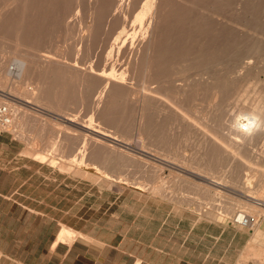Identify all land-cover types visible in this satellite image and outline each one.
Instances as JSON below:
<instances>
[{
	"label": "bare ground",
	"instance_id": "bare-ground-1",
	"mask_svg": "<svg viewBox=\"0 0 264 264\" xmlns=\"http://www.w3.org/2000/svg\"><path fill=\"white\" fill-rule=\"evenodd\" d=\"M13 1L14 0H6L3 6L2 4L0 6L1 9L6 8V7L7 8L12 7V6L13 8L16 9V10L14 9L15 11L5 10V12L4 11L0 12V86L2 87L0 88V101L7 102L10 104V106L13 109L15 108L14 118L12 120V125H11V126H14V128L19 126V128L17 129L21 131V130H25L23 128H25L26 124L29 126L31 124V126L36 125V127H34L35 129L27 127L26 130L30 128L31 131H33V135H36L37 132H39V131H36V128H38L39 130V125L37 126V124H41L40 123L41 121L38 120V116H36L34 112H31V111L29 112L28 109H26L29 107L31 103L34 105H38V106L43 105L42 107H45V108H53V109L55 108L57 110L62 111L64 113L62 114V116L68 118L70 120L68 122L70 123H73V122L80 123L81 122L80 120H79L80 122L77 121L76 114L73 115V113L77 111L75 110V108H73V113H70V110L68 111L67 109H64L63 107L70 106L72 104H74L76 107H79L80 105H82L83 106V107L81 106L83 108L82 111L84 112L86 110V109L84 110V106H85L89 113L86 111L84 113L88 114L89 120L87 121L88 125L80 123L81 129L84 130L81 132H89L90 134L92 133V136L94 137L93 138L91 137V139L87 137L89 138L88 140H90L88 141L86 140V137L82 136L83 134H81V136L78 134V137L80 136V139L78 138L77 140L78 146H76V140H72L68 135H65L66 137H64L65 139L64 145L60 147V145L57 144V146L62 148L63 151L67 149H70V150L72 149L71 151H76L77 158H74L73 160H81V164L84 163L83 165H85L86 171H90V173H93V172L95 173V170L98 169V165H99V166H103L105 170L108 168L109 171L113 170L112 171L113 173L114 171L115 173L117 172L115 176L117 178H120L119 177L120 175H118L119 173L122 175V171H125L124 169H126V171L130 170V169L129 170L127 169L132 164L129 162L131 161L132 158H134V156L133 157L130 156V158L128 157L130 160H127V157L125 155H128L126 154L128 152H123L121 149H117L116 147H113V145H108V144L106 145L105 142L112 141L111 138H115L114 135H111L112 133L114 134V132H112L111 134H108L107 132H104V130H102L101 128L97 129L98 125H95L97 127L94 128L93 121L100 119L109 124L114 123L115 127L121 126L122 121L125 122V120L128 119L126 118L128 116L126 114L128 112L127 108H129V105H132L133 107L132 111H134V113L136 114V123H137L136 132L131 135L132 132L128 133L127 129L125 132V129L123 128V126L121 128L122 130L119 127L117 128L119 129L117 131L118 134L120 130L122 132L119 135L118 134L117 135L120 136L122 139H125L128 141L125 142L122 139H116V140H113V142H115L118 145L124 146L126 148H132L130 146L132 139H135L138 143H140V147L138 146L139 147L138 149H140L139 151H141L145 157H143V159L137 157V158H134L137 160L132 159V161L135 162L137 166H140V167H137L140 169L139 172L141 171L142 173L146 174V177L150 175L155 176V177L152 179V183L149 182L150 186L148 185L149 183L147 184V181L143 183V181L141 182L138 180L140 183H135L136 181L135 180L134 183H135V186L136 184L139 186H142L144 188L143 191H145V189L147 188H150L153 192L151 190H148L149 193L151 191L152 193H157V195L158 193H160L161 195L164 194L165 193L164 190H166V188L168 189L169 187L167 186H170V185L166 186L165 179L163 178L159 179L158 177H156V175L159 174V171L156 170L158 171V173L156 174V171H154L156 168L155 169L153 168L154 172H151L152 170L150 171L148 167L149 165H151V167H154V166L156 167L157 164L160 162L162 163L161 165L163 166L165 165L166 167L168 166L172 174H173V171L175 172V170H178V172L181 171L182 172L181 174L185 175V177H183L184 181L183 180L181 181L180 178L177 180H180V182L181 183L183 182V184L184 183L187 185L192 184L194 187L195 185L200 186V187L203 186L202 190L206 191V194H207L206 196H208L211 189L209 188L210 189L209 190L207 186L204 187V182H207L213 185V187L215 188H220V187L228 188L230 186L224 184L223 182V176L227 175L230 177L231 183L235 185H240V183L238 182L240 172H244L246 169L248 170L249 168L253 169V166H254L253 163L259 164L253 161L254 155L251 158L249 154L250 152L253 153L256 144L264 143V91H258L260 87H262L260 86V84H259V89L257 90L258 93L255 94L254 97L252 95L254 91L256 92V90L252 91L253 92L251 94L252 99H251V96H249L250 98L248 97L250 93L246 95L247 90H248L247 88L249 87L245 88L246 90L243 89V91L241 90L238 91V92L246 91V93H242V95L245 94L247 98L249 99V101H247L249 102L248 104L249 111L245 112L241 116V118L240 116L238 118L231 117L232 119L229 118L231 119L230 121H227V122L224 121L225 127H221V129L222 131L226 129V131L224 132V134H226L225 136H222L223 134L220 135L219 133H217V131L214 128H210L211 125L209 123L210 121H212L211 123L215 124L214 119L218 118L217 115H219V119H222L220 117L221 113L219 112V110L220 111L222 110L221 106L226 103L225 101L227 100L230 101V98L227 99V96L229 97L230 95H227V94L229 93L234 96H236L237 94L236 91L234 90V87H233V90L235 92L232 89H229L230 92L226 93L227 88L230 86L229 85L230 82L228 83L226 81L227 79H224L222 77L224 76V74L221 76V67L225 69V66L228 64L227 63L221 66L222 65L221 58L225 56L224 54H227V55L230 54L231 56V52H232L231 50L232 48H234L232 46L230 50L231 52L227 53V51L229 52L228 46L230 45V42H228L225 35L221 33V22H222L221 17H224V16H221L222 14L221 12L223 9L222 7L225 4H227L228 0H87V3H85L86 10L82 8L83 6H85L84 4L82 5L83 0H19L18 4H17V1H14V3L16 2L15 4L16 7H14V5H11ZM85 1H83V3ZM263 1L264 0H240L239 5L245 11V9H247L248 7H251V9H253V8H256V6H260V4H262ZM71 4H73V8L71 12L69 11L66 12L67 10L65 9L68 8ZM262 5H263V8H260L261 10L264 9V3ZM231 7H233V5ZM81 8L85 10V15H83L84 13L82 14L84 10L82 12H79L81 13L80 15H83L84 17V19H82V16H81L82 20L78 18L79 15L78 17H75L77 14H79L78 11ZM26 9L28 10L26 11ZM68 9H71V8L69 7ZM130 9H132L131 10L132 14L130 13L131 17L133 15L132 22L134 23L136 28H142V29L141 30L139 29L138 31L140 35H138V32H137V34L132 37L130 44L123 46V44H120L119 31L114 37H112V39H110L111 38L110 36L112 35V32H114V28H116V30L117 28H126L125 26L126 18H124V16L127 14L128 11H130ZM251 9H250V12H251ZM235 10L234 12L237 13L241 9H239L238 11H235ZM136 12H139V14ZM245 12L247 13V11ZM253 13L254 12H252V14ZM258 13L261 14L260 10ZM258 13H256L254 16H256ZM145 14H146V19H143V16ZM229 14H232V13H229ZM252 14L250 13L249 16ZM72 17H75V20L76 19L77 20L80 19V20L78 21L74 20L75 22H73ZM232 17L231 18L228 17L227 22L229 21L228 19L229 18L232 19ZM239 17L241 18V15ZM239 17L237 21L240 20ZM247 17H248V14H247ZM183 18H186L187 26L183 24L185 23L183 21ZM255 18L256 17H254V19L252 18L251 19L254 21L256 20ZM223 19L224 18H222V20ZM70 23L72 25L76 24L79 27H76L75 29L67 28L65 30V28L69 26H64L62 28L64 29V32H66V35L64 36H66L67 38H73L76 36L75 37L76 39L78 37V42H80L79 44L82 46H78V45L77 46L81 48L82 50L81 52L78 51V49L80 48L75 49V47L71 46L70 44L69 45L71 47H68V45L65 44L67 47L61 48L60 47L61 43H60V46L55 44L57 48H56V51L54 52L47 51L46 49L43 48L46 42H48L46 39V35L48 34L46 33L51 32L55 28H59L58 26H60L61 24L69 25ZM168 23H175L176 27L171 28L170 27L171 24L168 26ZM245 25H250V24H248L247 22V24H244V26ZM107 26H109L110 29L108 28L106 31L108 34L107 33L104 34L102 30L103 28H106ZM252 26H257V25L252 24ZM258 26H257V29H258ZM263 27H264V19L262 23V29ZM243 28L247 30L249 26L247 28L246 27H243ZM234 29L235 28H233L232 30ZM251 29H254V28L252 27ZM251 29L250 31H254ZM246 30H243L244 31L243 34L245 33V36L248 35L247 34L248 31L247 33L245 32ZM259 30H261L260 26H259ZM56 31H58V29L57 30L55 29V32ZM101 31L105 35L104 36L103 34H101L103 37V42L105 43L102 45L103 46L105 45V47L103 48L104 50L101 53L102 47L100 45L101 50L99 49L98 50H99V55L100 53L101 55L97 58L95 57L94 59L92 58L93 56L92 53H94L93 50L96 48L95 46L97 45L95 43L96 39L98 37L99 39H101L100 36H98V34H100ZM228 31L230 30L228 29ZM240 31L242 33V30ZM237 32L238 31H236V34ZM262 32H264V30ZM260 33L261 32H259V34ZM259 34H256V36L253 37V40L254 38L257 37V35L259 37ZM56 35H58L57 32H56ZM49 36H50V33H49ZM248 36L247 38H249ZM57 38L58 37H56V41H57ZM59 38L61 37L59 36ZM67 38H64V39H67ZM229 38L230 37H228V39ZM245 38L243 39L245 40ZM250 38L249 40H251ZM259 39H256V41L261 43ZM239 40L236 41L235 44L239 42ZM73 41L76 42L74 38H73ZM57 42H59V39ZM51 43H49V45ZM65 43L68 44L70 42H68V39H67V42ZM241 43H239V45ZM243 43L241 47L245 49L246 47L243 45ZM94 44L96 45L94 46ZM255 44L256 43H254L253 45L255 46ZM247 45L252 47V45H249V44ZM236 46H238V44L235 45V47ZM255 47H257V45ZM259 47L262 48L263 46L262 47L259 46ZM242 48H240V50ZM75 50L81 53L80 60L75 55ZM261 50L264 51L263 49H260V52ZM94 51H96V49ZM235 51L232 54H234ZM241 51L239 52L241 53ZM120 52L122 55V60L113 61L111 57L113 55L117 56ZM248 52L253 53L250 51L244 52L246 56H247L246 53ZM244 53L242 54L243 57L245 56ZM260 54L264 55L263 53H260ZM237 56L239 57V55ZM253 56L255 55L253 54ZM91 58L93 60H91ZM101 59H104V62H102ZM228 59L226 60L227 62H228ZM258 60L260 59L258 58ZM222 63H225V62H222ZM228 66H226V68ZM230 67L231 66L228 67V71L231 70ZM223 68H222V71L224 70ZM234 68H236V66ZM224 72L227 73L226 70ZM226 73H225V77L227 75ZM231 75L232 74H230V76ZM249 76L250 75H248L247 77ZM136 77H138L137 79L140 78L141 80L139 87L137 88H135L136 86L134 87L131 84L132 83L131 80L134 78L136 79ZM12 78L23 79V81H26L25 79H28V80L30 79L29 82L33 80L34 83L32 87H30L31 85L28 86L29 88L27 86L26 88L25 85H23L24 87H20L17 85L16 87H14L13 91H10L6 89V86L8 82L11 81ZM234 82H232V85L234 84ZM237 82L238 81H236L235 83ZM27 84L29 85L32 83L27 82ZM234 86H237V84H234ZM236 88L237 87H235V89ZM231 90L233 91V93H236V94H233ZM19 93L22 94L24 97L19 98L16 95ZM205 93L210 94V95L206 94L209 97H207L206 95H205L206 97L203 96ZM224 93H226L227 96L224 97L223 96ZM240 93H238L239 96L241 95ZM221 95L223 96V98L227 100L224 101ZM245 95L244 97L246 98ZM203 97L207 100H204ZM201 99H203V103L207 102L205 104L208 105L207 108H210L209 111H206L207 108H205L206 105L204 104L203 105L205 106L204 107L205 110H202L203 108L199 110L200 108H198L199 107L198 105L201 102L200 101ZM231 99L233 100L232 97ZM241 99L239 98V100ZM250 99L252 100V102H250L251 101ZM221 100L224 101V104L221 103ZM241 101H243V99ZM226 104L228 105V103ZM201 105H202V102L200 103V106ZM219 105H220V109H218ZM246 105L247 104H245V106ZM79 108L77 109L79 110ZM68 109H72V108H68ZM217 113H220V114H217ZM84 116L86 117L87 115H84ZM77 117L79 118V116ZM124 118L126 119L124 120ZM219 119H216V120L218 121ZM84 120L85 119H83L82 122H84ZM173 121L178 123V124H175V126H173L174 131L175 129H178V128L180 129L181 126L184 125L185 122H186L185 124L188 125L186 127L184 126L182 127L183 135L179 134V137L180 135H182L185 138L189 137V139L192 136L198 138V143L194 142V144H192L193 142L191 140H186V141H189L188 146H189L190 141L193 146L195 144L199 145V148L196 145V147L199 150H197L196 147H194L196 149H194L193 147H191L192 149L189 148L192 151L193 149L194 151H196L195 152L196 154L193 152L194 157L191 155L192 151L191 153L188 152V154L190 155H187L185 152L182 151L180 147L183 144L182 145L180 144L181 146L179 148L177 149L175 148V147H178L179 144L177 146L174 143L177 144L179 139L177 140L174 139L175 141L172 140V142L174 141L172 145L177 151H174L173 150L174 148L173 149L169 148L170 146L165 147V145L167 144L171 145V142L169 143L168 141L165 140V137L167 136L169 137L171 135H168L167 133V136H166L165 131L168 132L167 130L168 126L166 128V126H164V123L168 124V122L171 123ZM228 122L229 124H226ZM45 123L46 125H52V120H46ZM170 123L168 125L171 128L172 126H170ZM179 123L180 124L183 123V124L178 127ZM173 124L171 123V125ZM243 125L245 126L243 127ZM40 127L42 128L43 126H40ZM41 128H40V131H41ZM171 130L173 129L171 128L169 130V133L171 132L174 133V131H171ZM42 131L44 132L43 129ZM42 131H41V134H42ZM117 132L115 131V133ZM177 132H180V131H177ZM61 134H63V132ZM85 135L87 134L85 133ZM175 137L176 136L174 135V138ZM169 138L173 139V137H169ZM193 138L192 140H194ZM64 139H61V140L64 141ZM48 140L49 141L47 145L52 146V140L50 138H48ZM180 141H181V138H180ZM180 141L178 143H180ZM183 143L185 144V141ZM182 148L183 150L186 149L184 145L182 146ZM186 150H188V147ZM262 151L264 152V147ZM37 156L43 157V155L39 153H37ZM149 159H151L152 161L156 160L158 162L156 163V165H153L154 163L152 162L150 163ZM128 164L130 165L127 166ZM65 165H67L66 162H65ZM133 168L131 169L133 170ZM160 169L161 167L159 168V170ZM136 171H138V169ZM148 171L151 173H155L156 175L151 174V173L148 174ZM216 172L217 173L221 172V175L220 174L217 175ZM125 173L123 172L124 176H125ZM111 174L109 176L113 175ZM211 174L214 175L215 177L211 176ZM189 176L196 178L197 181L194 179H191ZM210 176L213 178H211ZM143 177L142 179L144 180V178L146 177L144 178ZM229 177H226V178L229 179ZM124 179L126 178L124 177ZM148 179L150 180L149 177H147L145 180H148ZM171 180L173 179L171 178ZM111 182H115V181L112 180ZM172 182L173 181H171V183L169 182L168 183L172 185ZM173 183H174L173 186H175V182ZM181 183L180 184L176 183L177 184L176 188H178L179 185L180 187H183ZM200 187H197V188H200ZM206 187L209 193H207V190L204 189ZM170 188H172V186H170ZM173 188H172L173 190L172 192L176 193L177 189L175 187ZM174 190L176 192H174ZM260 191H259V194L261 193L260 195H262L263 194L262 192L264 190L262 192ZM173 193L169 194L170 196H167V195L166 196L172 199ZM181 195H182V192H181ZM211 196L213 195H210L209 201L211 198L212 200L214 198ZM175 197L173 196V199ZM216 198L218 199V197ZM176 200H174V202ZM187 200H193V199H187ZM181 202L186 203L184 202V200ZM188 203L189 201H187V204ZM228 203L229 202H227V206L229 208L228 207H224V208L231 209L229 210V212L230 214L233 215L234 219L235 218L240 219L242 218V216L245 215L243 209L239 210L238 208H233V207L230 208ZM241 203H244V202L241 201ZM246 203H251V205L254 207L256 212L258 211L264 214V200H262V204H256L255 202H246ZM224 206H226V204ZM212 208L209 210L206 209L205 213L211 216L219 215V212H217L218 209L216 210V207L215 208L212 207ZM226 209H225V212L228 211ZM222 213H224V210ZM222 213H221V216H224V214ZM256 223L257 222L255 221L250 226L253 225L254 227ZM250 226H247V227H250ZM260 228L255 229L257 231L256 237L257 235L261 236V234L262 235L264 234L263 233L264 231H262L263 229H260ZM73 232H74L73 230L63 226V228L61 229V231L59 232L57 236V240L58 241L65 240L68 236L73 235ZM259 253L262 254L261 252Z\"/></svg>",
	"mask_w": 264,
	"mask_h": 264
},
{
	"label": "rangeland",
	"instance_id": "rangeland-1",
	"mask_svg": "<svg viewBox=\"0 0 264 264\" xmlns=\"http://www.w3.org/2000/svg\"><path fill=\"white\" fill-rule=\"evenodd\" d=\"M5 1L6 0H0V6H1V4L3 6ZM14 1H17V4L19 3V0H14ZM14 1L11 5H14V7H16V5H15L16 2L14 3ZM83 1H85V0H83ZM83 1H82V5L84 4L85 6H83L82 8L85 9V7H86L85 3H87V0L84 3H83ZM229 1L230 0L227 1L228 6H227V4H225L222 7L223 9L221 8L222 9L221 16H224V17H221V21H222L221 22V33L224 34L226 39L228 40V42H230V45L228 43L229 52L227 51V53H230L231 51L232 52H231V56H230V54L229 55L224 54L225 56L227 55L226 57L223 55L225 58L222 56L224 59L221 58V64H222L221 66L228 63L226 66H228V65L231 66L230 67L231 70L228 71L229 66L227 68L225 66V69L223 67H221V76L224 74V76H222V77L224 79H227L226 81L228 83L230 82V84H229L230 88L229 87L227 88L226 93L230 92L229 89L233 90V87H234V90L236 91L237 94L233 93L234 90L233 91L231 90V91L233 94H236V96L231 95L229 93L227 94L233 98V100H232L230 96L228 97L226 95V93H224L223 96L224 97L227 96V99L230 98V101L223 98V96L221 95L223 100L224 101L227 100L225 102L228 103V105L226 103L224 104V101L221 100V103L224 104V105L220 104V105H222L221 106L222 110L221 111L219 110V112L221 113L220 117L222 119H219V115H217L218 118H216V119H219L218 120L219 123L216 119H214L215 124L211 123L212 121H210V122L208 121L211 125L210 128H214L217 131V133H219L220 135L223 134L222 136L226 135V134H224L226 129L224 131H222V129H221V127H225L224 121L227 122V121H230L232 118H236V117L238 118L239 116L241 118V116L245 112L249 111V107H248L249 102H247V101H249V99L247 98L246 95H248V93H250V95H248V97H249L253 93L252 91L256 90V92L254 91V93L252 95L254 97L255 94L258 93V91H264V78H263L264 77V55L260 54V53L264 54V51L261 50V52H260V49L264 50V36H263L264 32H262L264 30V27L262 29V23H263V19H264V17H263L264 16V12H263L264 9H262L263 11L260 9V8H263L262 4L264 3V1L262 2V4H260V6H256V8L252 7L253 9H251V7H248L247 9H245V11H247V13L239 5L240 0H235V1L231 0L230 2ZM236 3L241 8L238 7L236 5ZM232 5H233V7H231ZM69 7L71 9H68ZM69 7L65 9V10H67L66 12H68V11L71 12V10L73 8V4H71ZM12 8H13V6L8 7V8L7 7L2 8L3 9L2 10L0 7V10H1L0 12H3V11L5 12V10H8V11H15L16 10L15 8H13V9ZM81 9H79L78 13L82 12L84 10V9H82V10ZM228 9H230L231 11ZM239 9H241V10H239ZM250 9H251V12H250ZM27 10L28 9H26V11ZM85 10H84V12H82V14L84 13L83 15H85ZM131 10L132 9H130V11H128L127 14L124 16V18H126V23H125L126 28H117V30H116V28H114V32H112V35L110 34L111 35L110 39H112V37H114L119 31L120 44H123V46L130 44L132 37L137 34L139 29L140 30L142 29V28H136L134 23L132 22L133 15L131 17V15H130V13L132 14ZM227 10L230 12H228ZM234 10L235 11L239 10L237 12L238 14L236 12H234ZM255 10H256V12H255ZM259 10H260L261 14L258 13ZM241 11H242V13L244 11V13L242 14ZM227 12H228V14H227ZM252 12H254V13L252 14ZM136 13L139 14V12H136ZM229 13H232V14H229ZM239 13L241 15V18L239 17L240 16ZM250 13L252 15L249 16ZM256 13H258V14L256 16H254ZM80 14L81 13L77 14L75 17H78V15H79L78 18L81 19V16H82V19H84L83 15H80ZM247 14H248V17H247ZM259 14L261 16L262 15L263 16L261 17ZM235 15H236V17H235ZM257 16L260 18H258ZM75 17H72L73 22L80 20V19L75 20ZM228 17H230V18L232 17V19L234 21L229 18L228 19L229 21L227 22ZM238 17L241 20V22H240V20L237 21ZM254 17H256L255 18L256 20H258V19H260V20H258V21L254 20L253 21L252 19H254ZM222 18H224L225 20L224 19L222 20ZM247 18H248V20H247ZM143 19H146V14L143 16ZM231 20L233 23L231 22ZM183 21L185 22L183 24L185 26H187L186 18H183ZM246 21L250 25L244 26V24H247ZM170 24L173 26H171ZM232 24H234L236 26H234ZM252 24L257 25V26L259 25L261 30H259V26L257 29V26H252ZM75 25L74 24L72 25L71 23L69 25H67V24L62 25L61 24L60 26H58L59 28H55L56 30L58 29V31H56L58 35H56L55 29L52 30L51 32L46 33V34H48V35H46L47 41L49 43H51V42L52 43L49 45V43L46 42V44L50 48H48L46 44L43 46V48L46 49L47 51L54 52V51H56V48H57L55 44L60 46V43H61V46H60L61 48L67 47L66 45H68V47L74 46L75 49L80 48L78 46H82V45L79 44L80 42H78V37H77V39L75 38L76 36L73 37L74 40H76V42H75V41H73V38H67L66 36H64V35H66V32H64V29H62L64 26H69V27H66L65 30L67 28L75 29L76 27H79V26H77V25L75 26ZM169 25L171 28L176 27L175 23H168V26ZM248 26L250 29L253 27L254 29H251V30H254V31H250V29L247 28ZM227 27L230 31H228ZM243 27H246L247 30ZM108 28H109V26H107L106 28H103L102 31L104 32V34L107 33L106 31ZM233 28H235V29L232 30ZM239 29L242 30V33ZM61 30H62V32H61ZM243 30H246L245 31L246 33L248 31L247 34L249 36L247 34L246 35L249 38L251 36V38H250L251 40H249V38H247V36H245V33L243 34V32H244ZM236 31H238L237 34H236ZM101 32H100V34H98V36H100V38L102 40L99 39V37H98L95 41V43L97 45L94 44V46L96 45L95 46L96 51L98 49L101 50V47H102V51H101V53H102L104 50L103 48L105 47V45L103 46L102 44H105V43L103 42V37L101 35V34H103V32L102 33ZM259 32H261V33L259 34ZM49 33H50V36H49ZM54 33H55V35H54ZM238 33L239 34L241 33V34L239 35ZM256 34H259V37L257 35V37L254 38V40L256 41V39H259L261 36V38H260L261 40L259 39V41H261V43L257 42V41L255 42L253 40V37H255ZM138 35H140L139 32H138ZM252 35H254V36H252ZM59 36L61 38H59ZM236 36H237V38H236ZM56 37H58L57 41L59 39V42L56 41ZM228 37H230V38L228 39ZM242 37L243 38L246 37L245 40ZM64 38H67L68 42H70V43H68V44L65 43V42H67V39H64ZM239 38H240V40H239ZM110 39H109V41H110ZM100 40L102 41V43ZM231 40L234 42H232ZM238 40H239V42H237L235 44V42ZM248 40H249V42H248ZM262 41H263V43H262ZM72 42H74L75 44ZM241 42L242 43L244 42L246 44L245 45L243 43V45L246 47L245 49H243L241 47V45H242ZM239 43H241V44L239 45ZM250 43H252V44H250ZM254 43H256L255 46L257 45L258 48L253 45ZM234 44L235 45L238 44V46L235 47ZM247 44L252 45V47L248 46ZM259 44H261V45H259ZM100 45H101V47H100ZM232 46L235 49L232 48ZM239 46H240V48L243 49V50L241 49L242 51L240 50ZM259 46H261V47L263 46V47L260 48ZM247 47H249V48H247ZM231 48H232V50H231ZM253 48H254V50H253ZM256 48L258 49L259 53H258ZM94 50H93L94 53H92L93 54L92 58L95 59V57L96 58L99 57L101 55V53L99 55V50L97 52ZM238 50L241 51V53L243 51L244 52L250 51L253 53H249V52L246 53L248 56L247 57L245 55V53L243 52L245 55L243 57V55H242L243 53L241 54ZM76 51L77 50H75V55L80 60L81 53H79L78 51L81 52L82 50L80 48V49H78L77 52ZM234 51H235L234 54H236V55L232 54ZM240 54L242 55V57ZM253 54L255 56H253ZM233 55H234V57H233ZM237 55H239V57ZM236 57H238V58H236ZM92 58H91V60H93ZM258 58L261 61L258 60ZM111 59L113 61H121L122 60L121 52L117 56L113 55L111 57ZM227 59H228V62L226 61ZM68 61H70V60H68ZM101 61L104 62V59H101ZM222 62H225V63H222ZM238 63H239V65H238ZM231 64H233V65H231ZM235 66H236V68H234ZM251 66H252V68H251ZM222 68L224 69L223 71H222ZM225 70L227 71V73L224 72ZM229 72H231V73H229ZM225 73L229 76L226 75V77H225ZM237 73H238V75H237ZM230 74H232L231 75L232 78H231ZM248 75H250V76L247 77ZM243 77L246 79H244ZM137 78L138 77H136V79L134 78L131 80V82H132L131 84L134 87L136 86L135 88L139 87V84L141 81L140 78L139 79H137ZM25 80L26 81H23V79L12 78L11 81L8 82L6 89L13 91L14 87H16L17 85L20 87H24L23 85H25V87L26 86L28 87L31 85L30 87H32V85L34 83L33 80H31V82H29L30 79L29 80L25 79ZM235 80L238 82L235 83L236 82ZM27 82L32 83V84L28 85ZM232 82H234V84H237V86H234V84L232 85ZM259 84H260V86H262V87H260L261 90L259 89ZM235 87H237L236 89H238V88H240V89L236 90ZM247 87H249V88H247ZM0 88H2V87L0 86ZM245 88H247L250 92L247 90V94L242 95V93H246ZM262 88H263V90H262ZM243 89H245L244 90L245 92H241V91H243ZM239 90H241L240 91L241 93L238 92ZM238 93H240L241 95L239 96ZM206 94L210 95L208 93H205L203 96H205ZM16 95L19 98L24 97L20 93L16 94ZM244 95L246 96V98L244 97ZM233 96L236 98H234ZM252 96H251V99H252ZM207 97H209V96H207ZM241 97H242L243 101H241L242 100ZM239 98L241 100H239ZM203 99L207 100L204 97H203ZM203 99L200 100L202 102V105H201L202 107L200 106L201 102L199 101L200 102L198 105L199 106L198 108H200L199 110H201V108H203L202 110H205L204 105H206L205 108L208 107V105L205 104L207 102L203 103ZM245 99H247V100H245ZM233 102H234V104H233ZM238 102L240 103V105ZM250 102H252V100ZM245 104H247V105L245 106ZM73 105L74 104H72L70 106H65L63 108L67 109L68 111L70 110V113H73V108H75V110L77 112H74L73 115L76 114L77 116H79V118H78L75 115L77 121L80 120L81 121V122L79 121L80 123L88 125L87 121L89 120V117H88L87 113H84L85 111L88 112L87 108L84 106V110L85 109L86 110L83 112L82 111L83 110L82 105H80V106L77 105L79 107L82 106L81 108L76 107L75 105L73 107ZM220 105L218 106L219 107L218 109H220ZM42 106L43 105L38 106V105H34L31 103L29 105V107L26 108V109H28L29 112L30 111L34 112L35 115L38 116V120L41 121L40 122L41 124H37V126L39 125V130H38V128H36V131H39V132H37L36 135H33V131H31V129H30V128L35 129L34 127H36V125L31 126V124H30V126L27 124L25 125V128H23L25 130L27 127H30L26 131L25 130L19 131V129H17V128H19V126L15 127V128H14V126H11V128L8 131H6L9 133H11V132L13 133V136L18 141L19 157L20 158L23 157L26 159V161L24 162V164H26V165L21 168V174H20V176L23 178V181L19 185V191H18L19 192L18 193V202H19L18 205H19V207L17 210V214H18L17 219L12 220V222H9V220L7 218L3 219L2 220L3 223L0 225V228L2 231V233L0 235L1 236L0 246L2 247L3 251L6 254H11L15 257V260H23L29 264H59L58 263L59 262L58 255L57 256H51V257L48 256L47 244H48L49 240H52L54 233L59 231V229L61 230L62 226L64 225V226H66L68 228L70 227V229H73L76 231L77 235L74 238L79 237L82 240H84V242L95 244V245H98L99 247L105 246L106 243H115V244H118L121 247L129 250L132 254H142V253L145 254L146 260L149 261V260H152L156 255V251L154 250V246L156 244H162V242L164 243V241H165L164 236H167V235H169V233L176 231V230L185 232L188 229H190L191 226L193 224H195L196 222H200L203 220H209V221H213V222L217 221V222H221V223H229L230 225L240 226L239 224H237L234 221L233 215L230 214L229 210H231V209L224 208V207H228L227 202H229L228 204H229L230 208H232V207L238 208L239 210L243 209L245 215L251 216L256 220L257 223L255 224L254 227L252 225L250 227H243V228L245 230H249L251 232V235H252L251 243L256 248L259 249V251H254V254H252V257H254V261H255L254 264H264V251H263L264 250V237H262V236H264V234L263 235L261 234V236L257 235V237H256L257 231L255 230L256 228L261 227L260 229H263L262 231H264V214L261 212H258V211L256 212L254 207L251 205V203H246V202H255L256 204H262V200H264V195H263L264 194V191H263L264 190V188H263L264 187V183H263L264 182L263 181L264 180V154H263L264 152L262 151V149L264 147V145H263L264 143L256 144L253 153L250 152L249 155L251 158L253 155L256 157L259 155L257 158L253 156V161L257 162L259 164L253 163V165H254L253 169L249 168L248 170L247 169L245 170L246 172L245 171L240 172L239 181H238L240 183V185H235V184L231 183L230 177L227 175L223 176V182H224V184L230 186V187L226 186L228 188H224V187L223 188L222 187L215 188V187H213V185H211L207 182H204V187L207 186L208 189L209 188L211 189V190L209 189L210 190V193H209V191L207 190V187L204 188L205 190H207V193H209L208 196H206L207 195L206 191L202 190L203 186H201L202 187L201 188L200 186L195 185V187H194L192 184L187 185L185 183L183 184V182L181 183L180 180L182 181L183 177H185L184 174H181L182 173L181 171L178 172V170H175V172L173 171V174H172L170 172L171 171L170 168L168 166L166 167L165 165H164L165 166L164 167L163 165H161L162 163H160V162L158 163L159 165L157 164V166L159 168L161 167L160 170L157 166L151 167V165H149L148 167H149L150 171L152 170L151 172L158 170L159 174H157L158 171H156L157 175L155 173H151L149 171H148V174L151 173V174L156 175V177H158L159 179H162V178L165 179V183H166L165 185L166 186L170 185V186H172V188L173 187L176 188V186H177L176 183H179V184L181 183L183 186V187H180V185H179L180 188L178 187V188H176L177 190L175 189L177 192L174 190V192H176V193H173L172 188H170V186H167L169 188L168 189L166 188V190H164L165 193L162 194L163 195L162 196L160 193H158V195H157V193H152L153 191L150 188H147V189H145V191H143L144 188L142 186H139L137 184L135 186V183H140L139 181H141V182L143 181V183H145L147 181V184L149 182L152 183V179L155 177V176L150 175V176H147L150 178V180L149 179L145 180L147 178L146 174L142 173L141 171L139 172L140 169L137 167H140V166H137V164L132 161V159L137 160V159H134L137 157L142 158V159H143V157H145L143 155V153L141 151H139L140 149H138L140 147V143H138L135 139H132L131 145H130L132 148H126L124 146L118 145L115 142H113V140L122 139L120 136H118L122 132L121 131L122 126L125 129V132H126V129H127L128 133L132 132L131 135L136 132V128H137L136 114L134 113V111H132L133 110L132 105H129V108H131V109L127 108L128 112L126 114L128 116L126 118H128V119L125 120L126 118H124L125 122L122 121V123L123 122L124 123L123 124L121 123V126L115 127L114 123L109 124V123H106L100 119L94 120L93 121L94 126L92 125L94 128L97 127L95 125H98L97 129L101 128L102 130H104V132H107L108 134H111L112 132H114V134L112 133L111 135H114L115 138L109 137L112 139V141L105 142L106 145L107 144L113 145V147H116L117 149H121L123 152H128L126 154H128L129 156L125 155L127 157V160H130L129 159L130 156H132V157L134 156V158H132L131 161L129 162L132 164L127 165V166L130 165L132 167L129 166V168H128L126 166L128 168L127 170H129V169L130 170L126 171V169H124L125 171H122V175H123V172L124 173L126 172L125 176L124 175L122 176L119 173L118 175H120L119 176L120 178H117L115 176V174H117V172L115 173V171H114V173H113L112 172L113 170L109 171L108 168H107L108 170L107 169L105 170V168L103 166H99V165H98V169L95 170V173L94 172L90 173V171L85 170V165H83L84 163L81 164V160H73L74 158H77V154H76L77 152L76 151H71L72 149L71 150L67 149V150L63 151L62 148H60V147H62L65 143V139H64V137H66L65 135H68L72 140H76V146H78L77 140H78V138L80 139L81 134H83L82 135L83 137H86V140H88L89 138L91 139V137L93 138L94 136H92V133L90 134L89 132H81L84 130L81 129L80 123L73 122L74 123L73 124V123L68 122L70 120L68 118L62 116V114H64L62 111L57 110L55 108L54 109L53 108H45ZM226 106H227V108H226ZM66 107L72 108V109H68ZM77 108H79V110ZM207 109H206V111L210 110V108H207ZM220 113H217V114H220ZM84 115H87V116L85 117ZM229 118H231V119H229ZM83 119H85L86 121L84 120V122H82ZM46 120H52V125H46V123H45ZM99 121H101V122H99ZM220 121H221V123H220ZM222 121H223V123H222ZM77 123H78V125H77ZM169 123L170 122H168V124ZM171 123L172 124L174 123V124L171 125ZM171 123H170V126H172L171 128L173 129L171 131H174L173 126H175V124H178V123H176L174 121ZM185 123H184V125H182L183 123H181V124L179 123L178 127L180 125H182L180 128V129H182L183 126L184 127L188 126ZM165 124L166 123H164V126H166V128L168 126V128H169V129L167 128L168 132L165 131L166 136L168 133V135H171L169 137H173V139L169 138L168 136L165 137L166 141H168L169 143L171 142V145H172L175 140L179 139V141H180V138H181L180 143H178L179 141L177 142V144L174 143L177 146L179 144L178 147H175L176 149L179 148L183 144L184 147H186V149L188 147V150H186L185 148L184 149L186 151L183 150V148H182L183 145L180 148L187 155H190V154H188V152L191 153L192 150H190L189 148H191V147L194 148V147H196V145L199 148L198 144H195L194 146L192 145V144H194V142L198 143V138H196L194 136L190 137V139H189V137L185 138L184 136H182L183 135V133H182L183 129L180 130L177 126L176 127L178 129H175L176 132L175 131H174V133L171 132L172 133L171 134V133H169V130L171 128L169 127L168 124H166V125ZM226 124H229V122ZM106 125H108V126L111 125V126L108 127ZM40 126H43V127L41 128ZM208 126H209V124H208ZM244 126L245 125H243V127ZM119 127L121 130L119 131V134H118L117 131L119 129H117V128H119ZM40 128H41V131H42V129L44 130V132L42 131V134H41ZM78 128H80V129H78ZM124 129H123V131H124ZM47 130H48V132H47ZM184 130H185V128H184ZM115 131L117 133H115ZM177 131H180V132H177ZM62 132H63V134L65 132V134L64 135L61 134ZM34 133H36V132H34ZM85 133L87 135H85ZM78 134L80 135L79 137H78ZM179 134H182V135H180V137H179ZM174 135L177 138L176 137L174 138ZM47 136H48V138H50L52 140V146L47 145V143L49 141ZM163 136H165V135H163ZM87 137H89V138H87ZM182 137H183V139H182ZM192 138L195 141L192 140ZM61 139H64V141H62ZM169 139H171V140H169ZM122 140L125 142L128 141L125 139H122ZM172 140H174V141L172 142ZM186 140H191L193 143L191 144V141H190L189 146H188L189 141H186ZM88 141H90V140H88ZM184 141H185V144L183 143ZM59 142H60V144H59ZM57 144L60 145V147L57 146ZM171 145L167 144V145H165V147L170 146L169 148L173 149L174 146L173 145L171 146ZM175 148L173 150L177 151ZM196 148H194V149H196ZM198 148H197V150H199ZM194 149L191 153V155L193 157H194V153L196 152V151H194ZM180 150H178V151H180ZM257 150H259L260 152ZM261 151H262V153H261ZM65 152H66V154H65ZM37 153L42 154L43 157H38ZM257 153H258V155H257ZM130 154H132V155H130ZM139 154H140V156H139ZM66 155L69 157H67ZM141 155H142V157H141ZM189 157H191V156H189ZM149 161H150V163L151 162L154 163L153 165H156V163L158 162L156 160H154L155 161L154 162L151 159H149ZM65 162L67 163V165H65ZM254 167L255 168L257 167V168L255 169ZM131 168H133V170ZM153 168L154 169L156 168V169L153 171ZM134 169H136V170L138 169V171H136ZM127 172H129V173H127ZM108 173H110V174L112 173L115 177L112 174H111L112 176H109L110 174H108ZM139 173H140L141 177H140ZM97 174L100 176H98ZM216 174L221 175V172L220 173L216 172ZM143 176L146 178H144ZM211 176H214V175L211 174ZM124 177L127 180L124 179ZM142 177L144 178V180L142 179ZM189 177L191 179L196 180V178H194L192 176H189ZM216 177H218V176H216ZM226 177H229V179ZM171 178L173 180H171ZM179 178H180V180H177ZM211 178H213V177H211ZM225 178L228 180H226ZM112 180L115 182H111ZM128 180H129V182H128ZM134 181H135V183H134ZM171 181L175 182V186H173V184H174L173 182H172V185L169 184V183H171ZM228 182H230V183H228ZM150 183L148 184L149 186H150ZM206 183H207V185H206ZM208 185L211 187H209ZM197 187H200V188H197ZM260 187H262L263 190ZM181 188L183 189V191ZM228 189H230V190H228ZM260 189H261V191H260ZM148 190H151L152 192L150 191V193H149ZM259 191L260 192L263 191L262 192L263 196L260 195L261 193L259 194ZM167 192H168V194H167ZM181 192H182V195H181ZM172 193H173L174 197L176 196L173 199V196L171 195L173 200L171 198L167 197V196H170L169 194H172ZM215 193L218 196H216ZM153 194H154V196H153ZM210 195H213L211 197H214V198H213V200L211 198L209 201ZM161 196L163 199L161 198ZM179 196L181 197V199ZM185 197H187V198H185ZM200 197H202V198H200ZM216 197H218V199ZM176 198H177V200H176ZM204 198H205V200H204ZM182 199L186 203L181 202V201H183ZM187 199H193V200H187ZM174 200H176V201L174 202ZM177 201H178V203H177ZM187 201H189L188 204H187ZM241 201H243L244 203H241ZM225 204H226V206H224ZM210 207L211 208L216 207V210L218 209L217 212H219V215L211 216V215L206 214L205 210L211 209ZM225 209L228 211L225 212ZM223 210H224V213H222ZM220 212L222 214H224V216H221ZM225 213L226 214L228 213L227 216ZM175 224H179L177 229H176ZM161 236H162V241H160ZM258 236H259V238H258ZM66 241L69 242V240H66ZM251 248H253V246H251ZM62 251H63L62 249H59V252H62ZM75 251H74L75 253L73 252L74 253L73 256L70 257L71 259L69 260V264H82L79 257H77L79 254L78 251H80L82 254H86L87 256L92 257V255L88 251L84 250L80 244L77 246V249ZM259 252H261L262 254H260ZM2 262L5 263L6 261L3 259Z\"/></svg>",
	"mask_w": 264,
	"mask_h": 264
},
{
	"label": "crops",
	"instance_id": "crops-1",
	"mask_svg": "<svg viewBox=\"0 0 264 264\" xmlns=\"http://www.w3.org/2000/svg\"><path fill=\"white\" fill-rule=\"evenodd\" d=\"M25 161V158L19 157L18 141L13 133L0 134V225L3 219L7 218L9 222L17 219L18 191L23 181L20 174L21 168L26 165ZM178 225L175 224L176 229ZM243 227L247 226L209 220L196 222L185 232L176 230L164 236V243L154 246L156 255L149 261L145 254H132L115 243L99 247L86 243L79 237L74 238L77 233L73 229V235L65 240H57L60 229L54 233L47 244V252L49 257L58 255L59 264H69L70 257L79 244L92 255L87 256L78 251L77 257L82 264H254L252 254L259 249L251 243V232ZM1 233L0 228V235ZM59 249L63 251L59 252ZM3 259L5 263L2 262ZM0 264L29 263L15 260L13 255L6 254L0 246Z\"/></svg>",
	"mask_w": 264,
	"mask_h": 264
},
{
	"label": "built area",
	"instance_id": "built-area-1",
	"mask_svg": "<svg viewBox=\"0 0 264 264\" xmlns=\"http://www.w3.org/2000/svg\"><path fill=\"white\" fill-rule=\"evenodd\" d=\"M14 118V110L9 103L0 101V134L8 131L11 128L12 120ZM234 221L241 226H250L256 220L244 215L242 218H235Z\"/></svg>",
	"mask_w": 264,
	"mask_h": 264
}]
</instances>
